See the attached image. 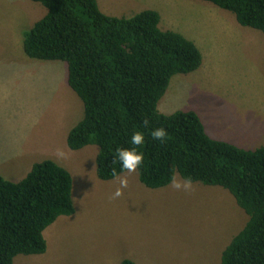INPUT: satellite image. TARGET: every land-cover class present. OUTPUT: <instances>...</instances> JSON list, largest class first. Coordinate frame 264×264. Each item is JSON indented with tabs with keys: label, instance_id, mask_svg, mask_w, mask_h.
<instances>
[{
	"label": "rangeland",
	"instance_id": "1",
	"mask_svg": "<svg viewBox=\"0 0 264 264\" xmlns=\"http://www.w3.org/2000/svg\"><path fill=\"white\" fill-rule=\"evenodd\" d=\"M98 3L118 18L155 10L162 30L183 34L202 52L197 71L172 78L162 113L195 111L213 139L245 149L264 145L263 32L203 0ZM46 13L31 0H0V175L18 182L36 163L55 160L73 177L76 212L45 230V253L18 255L14 264H221L249 220L228 190L198 182L190 191L150 189L136 170L121 174L128 187L113 199L119 180L97 176L99 147H68L70 130L84 117L68 65L32 59L23 48L25 33Z\"/></svg>",
	"mask_w": 264,
	"mask_h": 264
},
{
	"label": "trees",
	"instance_id": "2",
	"mask_svg": "<svg viewBox=\"0 0 264 264\" xmlns=\"http://www.w3.org/2000/svg\"><path fill=\"white\" fill-rule=\"evenodd\" d=\"M31 1L47 13L25 33L26 55L66 62L69 86L84 104L68 147L98 146L96 171L104 181L115 179L113 168L118 175L127 172L115 162L117 150L136 148L144 157L137 168L140 181L150 189L167 187L180 175L228 190L249 220L223 251L221 264H264V145L245 149L216 140L197 112L159 110L172 78L202 66L198 46L181 33L162 30L155 10L118 18L104 14L98 0ZM203 1L264 33V0ZM157 128L167 132L163 141L151 135ZM137 131L145 137L140 146L131 144ZM75 212L73 177L55 160L36 163L18 182L0 175V264L45 253V230Z\"/></svg>",
	"mask_w": 264,
	"mask_h": 264
},
{
	"label": "clouds",
	"instance_id": "3",
	"mask_svg": "<svg viewBox=\"0 0 264 264\" xmlns=\"http://www.w3.org/2000/svg\"><path fill=\"white\" fill-rule=\"evenodd\" d=\"M154 139L163 141L167 136V132L164 128H157L151 132ZM144 134L140 131L133 133L131 137V144L135 146H140L144 143ZM57 155L61 158L65 157V153L58 152ZM143 153L136 150V148L126 149L121 148L116 152L115 162H119L122 171L134 172L143 162ZM113 176L119 180V185L115 192L112 194V198H118L123 195V190L128 187V179L126 176H121L117 174L115 168L112 169ZM171 186L177 190L190 191L193 187V181L188 178L183 181L177 180L175 177L171 180Z\"/></svg>",
	"mask_w": 264,
	"mask_h": 264
}]
</instances>
